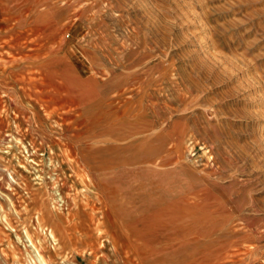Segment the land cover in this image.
Returning <instances> with one entry per match:
<instances>
[{
  "label": "rangeland",
  "instance_id": "1",
  "mask_svg": "<svg viewBox=\"0 0 264 264\" xmlns=\"http://www.w3.org/2000/svg\"><path fill=\"white\" fill-rule=\"evenodd\" d=\"M0 264H264V0H0Z\"/></svg>",
  "mask_w": 264,
  "mask_h": 264
}]
</instances>
